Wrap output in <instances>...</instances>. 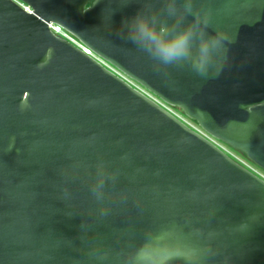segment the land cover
I'll list each match as a JSON object with an SVG mask.
<instances>
[{
    "label": "water",
    "instance_id": "95a60500",
    "mask_svg": "<svg viewBox=\"0 0 264 264\" xmlns=\"http://www.w3.org/2000/svg\"><path fill=\"white\" fill-rule=\"evenodd\" d=\"M18 1L31 12L0 0V264H122L119 253L166 226L194 247L215 233L217 254L196 264H264V181L49 29L264 171V0H201L212 27L236 38L215 78L158 72L121 39L139 3ZM100 159L118 178L99 204L90 183Z\"/></svg>",
    "mask_w": 264,
    "mask_h": 264
},
{
    "label": "clouds",
    "instance_id": "9594fccd",
    "mask_svg": "<svg viewBox=\"0 0 264 264\" xmlns=\"http://www.w3.org/2000/svg\"><path fill=\"white\" fill-rule=\"evenodd\" d=\"M139 3L136 13L122 19L116 34L145 53L154 62L159 72L175 67H187L202 78L218 77L230 64L229 45L235 36L226 28H213L211 12L201 0H124L123 6ZM113 14V13H112ZM111 16L104 17V26L112 30ZM209 29H213L209 32ZM118 170H109L108 165L98 160L95 175L91 179L90 191L97 203L106 197V185L115 184ZM67 196V188L64 190ZM101 209V215H107ZM202 229L195 235L201 236ZM214 232H208L205 243L194 247L185 243L174 226L159 230H146L139 243L127 253H119L122 264H196L201 256H215L212 248ZM109 253L97 257L104 260Z\"/></svg>",
    "mask_w": 264,
    "mask_h": 264
},
{
    "label": "built area",
    "instance_id": "2783aa9c",
    "mask_svg": "<svg viewBox=\"0 0 264 264\" xmlns=\"http://www.w3.org/2000/svg\"><path fill=\"white\" fill-rule=\"evenodd\" d=\"M14 2H16L20 7H22L26 12H31V9L28 5L18 1V0H13ZM49 29L58 37L63 38L67 41H69L70 43H72L73 45H75L76 47H78L79 49H81L84 53H86L87 55L91 56L92 58H94L95 60H97L98 62H100L101 64H103L107 69H109L110 71H112L113 73H115L117 76L121 77L122 79H124L127 83H129L131 86H133L134 88H136L137 90H139L140 92H142L143 94H145L147 97H149L150 99H152L153 101H155L156 103H158L161 107H163L164 109H166L167 111H169L171 114H173L175 117H177L179 120H181L183 123H185L188 127H190L191 129H193L194 131L198 132L200 135H202L203 137H205L206 139H208L210 142H212L214 145H216L218 148H220L223 152H225L229 157H231L232 159H234L237 163H239L240 165H242L243 167H245L246 169H248L249 171H251L252 173H254L256 176H258L259 178H261L264 181V171L261 170L260 168L256 167L254 164H252L251 162H249L247 159H245L244 157L241 158V156H237L232 150L231 148H229L228 146V150L226 149V145L223 144L222 142L216 140L215 138L211 137L209 134H207L205 131H203L201 128L195 127L190 123V119L186 118L182 112L179 110V114H178V109L173 108L167 104H165L164 102H162L161 100H159L157 97H155L154 95H152L151 93H149L148 91H146L144 88H142L139 84H137L136 82L132 81L131 79H129L127 76H125L124 74H122L120 71H118L117 69H115L114 67H112L110 64H108L107 62H105L104 60H102L101 58H99L97 55H95L90 49H88L87 47H85L80 41H78L73 35H71L69 32H67L66 30H64L61 26L54 24V23H49ZM193 122V121H192ZM225 146H223V145Z\"/></svg>",
    "mask_w": 264,
    "mask_h": 264
},
{
    "label": "rangeland",
    "instance_id": "374dc122",
    "mask_svg": "<svg viewBox=\"0 0 264 264\" xmlns=\"http://www.w3.org/2000/svg\"><path fill=\"white\" fill-rule=\"evenodd\" d=\"M178 112V114H179V110L177 111ZM190 123L193 125V126H195V127H198V128H200L196 123H194V122H192V121H190ZM223 145V144H222ZM223 146H225V145H223ZM226 147V149L228 150V147L227 146H225ZM232 150V149H231ZM237 156H241V158H243L244 156L242 155V154H240L239 152H237V151H234V150H232ZM245 158V157H244ZM246 159V158H245Z\"/></svg>",
    "mask_w": 264,
    "mask_h": 264
}]
</instances>
